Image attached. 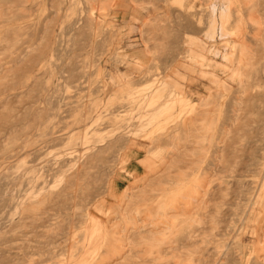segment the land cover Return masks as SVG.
<instances>
[{"label": "rangeland", "instance_id": "1", "mask_svg": "<svg viewBox=\"0 0 264 264\" xmlns=\"http://www.w3.org/2000/svg\"><path fill=\"white\" fill-rule=\"evenodd\" d=\"M263 238L264 0H0V264H264Z\"/></svg>", "mask_w": 264, "mask_h": 264}, {"label": "bare ground", "instance_id": "2", "mask_svg": "<svg viewBox=\"0 0 264 264\" xmlns=\"http://www.w3.org/2000/svg\"><path fill=\"white\" fill-rule=\"evenodd\" d=\"M243 64V63H242ZM248 66V65H247ZM156 91V90H155ZM164 93V92H163ZM156 96V95H155ZM153 97V96H152ZM231 97V96H230ZM176 98V97H175ZM182 100V99H181ZM158 101V100H157ZM174 102V101H173ZM130 106L132 105V104H129ZM154 105V104H153ZM173 105V104H172ZM166 107H167V104H166ZM172 107V106H171ZM171 109V108H170ZM192 109V108H191ZM169 110V109H168ZM173 110V109H172ZM165 111V110H164ZM168 112V111H167ZM192 112V111H191ZM163 113V112H162ZM181 114V113H180ZM225 114V113H224ZM162 115V114H161ZM160 116V115H159ZM180 117V116H179ZM145 119V118H144ZM169 120V119H168ZM167 120V121H168ZM165 122V121H164ZM163 123V122H162ZM173 123V122H172ZM161 124V123H160ZM159 124V125H160ZM172 125V124H171ZM158 126V125H157ZM154 130V129H153ZM161 132V131H160ZM163 133V132H162ZM156 135V134H155ZM152 138V137H151ZM145 139V138H144ZM152 141V140H151ZM187 143V142H186ZM41 149V148H40ZM190 149V148H189ZM181 152V151H180ZM174 157V156H173ZM173 161V160H172ZM80 169V168H79ZM78 169V170H79ZM77 173V172H76ZM36 183V182H35ZM38 183V182H37ZM37 188V187H36ZM40 192V191H39ZM203 193V192H202ZM38 194V193H37ZM37 194H36V196H37ZM204 194V193H203ZM199 195H200V193H199ZM29 198V197H28ZM255 198V197H254ZM184 201V200H183ZM192 201V200H191ZM187 202V201H186ZM178 203V202H177ZM189 203V202H188ZM156 204V203H155ZM186 204V203H185ZM32 205V204H31ZM189 204H187V206H188ZM195 205V204H194ZM33 206V205H32ZM124 207V206H123ZM132 207V206H131ZM176 207V206H175ZM190 207V206H189ZM192 208H193V206H192ZM34 209H35V206H34ZM124 209V208H123ZM187 209V208H186ZM185 209V210H186ZM26 210V209H25ZM127 210V209H126ZM23 211V210H22ZM182 211V210H181ZM122 212V211H121ZM189 212V211H188ZM187 212V213H188ZM190 213V212H189ZM130 214H132V213H130ZM136 214V213H135ZM175 215V214H174ZM107 216V215H106ZM167 216V215H166ZM176 216V215H175ZM185 216V215H184ZM161 217V216H160ZM150 218V217H149ZM148 218V219H149ZM28 219V218H27ZM143 219V218H142ZM151 219V218H150ZM166 219V218H165ZM171 219H173V218H171ZM156 220V221H155ZM155 220H153V221H151V224H152V226H155L156 224H158L159 223V218H156ZM161 220V219H160ZM199 220V219H198ZM127 221H130V220H127ZM145 221V220H144ZM115 222V221H114ZM150 222V221H149ZM165 222V221H164ZM163 222V223H164ZM168 222V221H167ZM172 222V221H171ZM161 223V222H160ZM195 223V222H194ZM199 223V222H198ZM105 224V223H104ZM164 224H166V223H164ZM105 225H107V224H105ZM140 225V224H139ZM159 225V224H158ZM157 225V226H158ZM115 226V225H114ZM167 227V226H166ZM114 228V227H113ZM119 228V227H118ZM126 228H128V227H126ZM130 228V227H129ZM142 228V227H141ZM165 228V227H164ZM169 229V228H168ZM111 231H112V229H111ZM117 231V230H116ZM134 231V230H133ZM164 231V230H163ZM119 233V232H118ZM152 233V232H151ZM130 234V233H129ZM116 235V234H115ZM137 235V234H136ZM148 235V234H147ZM160 236V234H158V233H156L155 232V230H154V233L152 234V236ZM162 235V234H161ZM165 235V234H164ZM263 235V234H262ZM105 236V235H104ZM108 236V235H107ZM153 236V237H154ZM127 237V236H126ZM73 238V237H72ZM135 238V237H134ZM155 238V237H154ZM73 239H76V238H73ZM103 239H105V238H103ZM114 239H116V238H114ZM129 239H131V238H129ZM145 239V238H144ZM158 239V238H157ZM157 239H155V240H157ZM160 239V238H159ZM261 239V238H260ZM264 239V238H263ZM74 241V240H73ZM139 241V240H138ZM132 242V241H131ZM118 243V242H117ZM115 244V243H114ZM119 245V244H118ZM192 245V244H191ZM120 246H122V245H120ZM262 246L264 247V242H262ZM102 247H103V243H102ZM102 247H101V249L100 250H102ZM120 248H122V247H120ZM172 250V249H171ZM101 253V252H100ZM122 253V252H121ZM129 254V253H128ZM112 255V254H111ZM130 255V254H129ZM140 255V254H139ZM141 255H142V253H141ZM71 256V255H70ZM98 256V255H97ZM134 256V255H133ZM165 256V255H164ZM72 257V256H71ZM253 258V257H252ZM161 259H163V258H161ZM262 259V258H261ZM62 260V259H61ZM114 260V259H113ZM59 261V260H58ZM101 261V260H100ZM104 261V260H103ZM118 261V260H117ZM143 261V260H142ZM157 261V260H156ZM94 262V261H93ZM96 262V261H95ZM95 262H94V264H95ZM102 262V261H101ZM176 262V261H175ZM121 263V262H120ZM120 263H118V264H120ZM156 263V262H155ZM125 264V263H124Z\"/></svg>", "mask_w": 264, "mask_h": 264}]
</instances>
